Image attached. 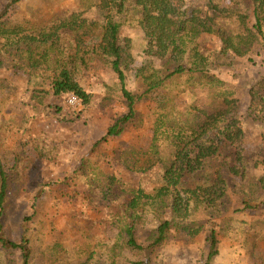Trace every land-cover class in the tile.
I'll return each mask as SVG.
<instances>
[{
    "label": "rangeland",
    "instance_id": "1",
    "mask_svg": "<svg viewBox=\"0 0 264 264\" xmlns=\"http://www.w3.org/2000/svg\"><path fill=\"white\" fill-rule=\"evenodd\" d=\"M13 1L0 0V15L7 13L0 20V157L5 169L17 177L19 190L11 199L3 236L20 243L26 218L32 217L35 256L30 264H86L90 244L121 237V230L110 218L117 199L109 194L108 179L149 192L157 187L165 165L173 159L176 121L182 115L188 118L193 106L210 101L211 83L219 80L238 98L245 131L229 161L230 169L236 171L225 167L229 170L223 218L213 219L203 203H195L188 215L172 222L176 228L202 227L201 234L190 242L172 238L155 251L152 264H205L211 219L217 224L220 241L213 264H264V208H244V202L252 206L264 203V115L251 116L249 112L250 91L264 78L261 38L252 35V51L242 58L223 52L216 25L206 27L198 37L202 55L188 53L183 60L188 67L207 68L205 77L182 78L170 90L151 93L138 105V118L121 136L96 146L127 110L126 99L118 91V77L99 41L87 38L80 56L81 83L94 95L93 104L86 108L72 104V97L41 96L40 88L29 85L28 54L3 50L10 29L25 24L50 27L70 13L77 0H20L12 5ZM212 2L179 0L182 6H200L210 12L217 8L223 22L233 29L239 28L238 15L247 16L250 27L256 22L253 0ZM122 35L133 42L127 82L138 95L142 90L135 68L146 62L161 69L173 50L159 49L155 39L143 38L135 27H125ZM160 113L168 115L162 132L156 131ZM50 244L59 246L53 260L41 255ZM14 259L16 264H25L22 249Z\"/></svg>",
    "mask_w": 264,
    "mask_h": 264
},
{
    "label": "trees",
    "instance_id": "2",
    "mask_svg": "<svg viewBox=\"0 0 264 264\" xmlns=\"http://www.w3.org/2000/svg\"><path fill=\"white\" fill-rule=\"evenodd\" d=\"M18 1L14 0L12 5ZM253 1L255 24L250 27L247 16L238 15L239 28L233 29L223 22L217 8L216 12H210L200 6H182L179 0H77L76 7L65 17L57 18L50 27L25 24L10 29L3 50L28 54L29 85L40 88L41 96L76 97L86 108L93 104L94 95L81 83L80 56L87 47V38L99 41L101 51L111 60L118 77V91L126 99L127 110L113 122L97 146L121 136L128 124L138 118V105L151 93L170 90L182 78L206 75L207 68L188 67L183 62L188 53L202 55L198 37L206 27L216 25L223 52L237 57L244 58L251 53L254 33L264 45V0ZM209 4H213L212 0ZM6 14L0 15V20ZM125 27L137 28L145 39H155L159 49L173 50L161 69L146 62L135 68L142 90L138 95L128 88L127 63L132 56L133 42L123 37ZM211 89L210 101L201 107L193 106L188 118L182 115L176 121L172 134L173 159L165 165L157 187L149 192L125 183L113 184L108 179L109 194L117 199L110 218L121 230V237L110 243L90 244L91 255L86 264H152L155 251L172 238L190 242L201 234L202 227L176 228L172 222L188 215L197 202L205 205L213 219L223 218L229 161L244 139L245 131L239 100L229 85L215 80ZM250 97V115H264V78L251 89ZM167 118L166 113L159 114L156 131L162 132ZM217 163L219 166H215ZM230 170L236 171L234 167ZM18 190L17 177L5 169L0 157V264H16L14 258L19 249L24 252L25 264H30L35 256L32 217L26 218L20 243L9 241L2 234L12 208L11 199ZM102 192L106 193L104 189ZM244 205L247 211L264 208V203L252 206L244 202ZM209 221L205 264H213L219 256L217 224L212 219ZM224 222L228 224L230 220ZM58 250V245L50 244L41 255L53 260Z\"/></svg>",
    "mask_w": 264,
    "mask_h": 264
},
{
    "label": "built area",
    "instance_id": "3",
    "mask_svg": "<svg viewBox=\"0 0 264 264\" xmlns=\"http://www.w3.org/2000/svg\"><path fill=\"white\" fill-rule=\"evenodd\" d=\"M71 103H72V104H77V105L80 104L79 101H78V99H77L76 97H72V98H71Z\"/></svg>",
    "mask_w": 264,
    "mask_h": 264
}]
</instances>
